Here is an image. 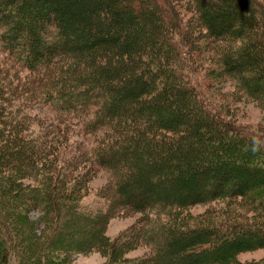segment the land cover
Wrapping results in <instances>:
<instances>
[{"label":"trees","instance_id":"trees-1","mask_svg":"<svg viewBox=\"0 0 264 264\" xmlns=\"http://www.w3.org/2000/svg\"><path fill=\"white\" fill-rule=\"evenodd\" d=\"M0 52L15 66H0V264H72L71 254L91 249L105 264H238V253L264 247L263 216L190 223L181 212L264 195V135L209 109L184 72L204 83L233 76L264 107L260 2L0 0ZM36 104L85 134L70 142L29 111ZM32 122L45 131L34 134ZM199 145L206 154L184 163ZM229 161L235 186L222 180ZM97 166L109 173L103 200L82 202ZM211 176L222 179L211 185ZM170 187L189 194L168 195ZM123 211L140 216L110 239L105 228ZM138 246L148 251L126 256Z\"/></svg>","mask_w":264,"mask_h":264},{"label":"rangeland","instance_id":"rangeland-1","mask_svg":"<svg viewBox=\"0 0 264 264\" xmlns=\"http://www.w3.org/2000/svg\"><path fill=\"white\" fill-rule=\"evenodd\" d=\"M256 1L260 2L263 5L264 9V0ZM4 56L5 55L0 52V66L3 63V65L5 64V66L7 65V67L9 66L12 70V67L15 66L10 63V60H6V62L4 63ZM105 61L106 64L111 63L110 57L106 55ZM184 70L189 82L200 91L199 93L201 95V98L206 102L209 109L213 108L226 120L239 126L243 130L264 135V107L262 106V103L257 99H253L252 97L245 94V92L239 87V83L236 78H234L233 76H227L223 78L221 82H215L212 80L208 83H204L201 75L197 73L198 71L195 72L187 67H184ZM29 111L32 114L38 115V118H40L41 120H46L47 118H49L59 124V127L61 129L59 133L64 132L65 135L69 136L70 142L80 139L85 134L83 131V124L71 117L59 115L56 111L52 110L48 106H42L41 104L39 106L36 104L32 106ZM161 115L162 114H160L159 117H161ZM29 127L30 130L34 132V134L43 132L46 129L34 122H32ZM206 152L207 150L205 149V146L199 145L196 147L195 151L191 152V154L185 155L183 158L184 160L182 161L184 163H187L188 165V163H193L194 160H196V158L194 157L197 154H206ZM136 158L137 157L134 156V161ZM183 162L180 165H183ZM205 164L207 166L212 165L211 162H206ZM226 165V168L229 170V172H231L230 177L222 179V177L219 178V176H211L210 178H205L204 181H206L207 183H211V185H214L222 179L225 182L229 181L228 183H231L232 186H235L236 181H234V176L232 175H237L238 171L234 168V163L229 161V163ZM93 169V172H91L93 177H91L89 181L88 192L80 199L82 202H92L93 204H95L94 202L101 203V200H103L101 196L106 189L105 185L109 180V173L102 167L97 166ZM175 170L176 169L172 167L170 171L174 172ZM158 175L160 177L162 176V174L160 173ZM251 176L249 177V180L255 181L258 177H263V174H252ZM152 189L155 191H160L161 188L153 183ZM183 189H185V187H170L164 191H166L168 195H188L189 191ZM137 192H139V190H132L130 188L128 189L127 194H133ZM251 198H253L252 194L217 198L214 200L187 206L185 210L181 212L187 214L186 219H188L190 223L197 219H220L228 217L229 215H236L238 219L245 220H251L253 218L256 219L259 217L258 219L262 222V216L264 217V211L262 210H264V206H260L259 203L261 202V199L262 201H264V195H262L261 199L257 198V200L255 199L253 201L251 200ZM29 214L31 216H35L37 215V212L32 211L29 212ZM139 216L140 214L138 213H129L128 211H123L115 214L112 218H110L105 228V234L110 239L116 238L119 233L128 230L133 225H136L135 220ZM193 249H197V246L192 247V250ZM147 251L148 249L145 246H138L131 251H127L126 256L140 257ZM187 251L188 249L185 248L183 252L178 253V255L182 256V254L186 253ZM235 257L238 264H247L260 261L264 259V247L242 251ZM70 260L72 264H105L107 262V257L97 249H91L87 252H76L71 254Z\"/></svg>","mask_w":264,"mask_h":264}]
</instances>
